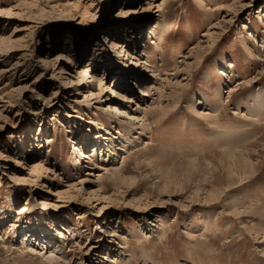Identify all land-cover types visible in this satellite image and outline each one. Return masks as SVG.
<instances>
[{"label":"rangeland","instance_id":"rangeland-1","mask_svg":"<svg viewBox=\"0 0 264 264\" xmlns=\"http://www.w3.org/2000/svg\"><path fill=\"white\" fill-rule=\"evenodd\" d=\"M263 91L264 0H0V264H264Z\"/></svg>","mask_w":264,"mask_h":264},{"label":"bare ground","instance_id":"bare-ground-1","mask_svg":"<svg viewBox=\"0 0 264 264\" xmlns=\"http://www.w3.org/2000/svg\"><path fill=\"white\" fill-rule=\"evenodd\" d=\"M159 8V6H155V9H158ZM154 12H158V10H156V11H154ZM163 24V20L162 21H160L159 23H157V24H155V25H152V26H150L149 27V29L151 30V31H149V35L150 36H152V37H154V35H155V31H156V29L158 28L159 30H160V32H159V36L160 37H162L163 36V31H162V27H161V25ZM160 25V26H159ZM153 26H154V28H153ZM152 28V29H151ZM138 37H140V36H138ZM141 38V37H140ZM154 40V39H153ZM135 42V41H134ZM112 46H115V48H116V50H119V49H121L122 51L126 48V47H124V46H122L121 44H115V43H112L111 44ZM135 46H137V43H136V45L134 44V48H135ZM121 51V52H122ZM231 66V65H230ZM113 71V70H112ZM100 81H98V83H99ZM144 91V90H143ZM141 92V91H140ZM145 92V91H144ZM149 91H147L146 90V92L145 93H148ZM264 92V91H263ZM92 94H91V96H90V99H95L96 98V96L95 95H97L95 92H91ZM149 94V93H148ZM263 94V93H262ZM261 94V95H262ZM111 95H121V94H118L117 92H115V90L114 89H111ZM258 95V94H257ZM256 95V96H257ZM162 96V95H161ZM260 96V95H259ZM263 96V95H262ZM261 99H262V97H260ZM158 99H159V97H158ZM259 99V98H258ZM259 100V102L260 101H262V100ZM97 100H98V98H97ZM122 100H124V101H129V102H131L132 101V97H125V96H122ZM96 101V100H95ZM118 103H120V102H118ZM264 106V105H263ZM161 107V106H160ZM159 107V108H160ZM140 109H141V107H140ZM160 110H161V112H163L162 110V108H160ZM191 111V110H190ZM254 111V110H253ZM257 111V110H256ZM150 112V111H149ZM148 111H147V108H142L141 109V111H140V113H139V115H137L138 117H134L135 115H133V116H130L128 119L129 120H138V121H140V122H142V125H141V131L143 132V133H147L148 134V132H149V128H148V126L146 127V121H148V116L151 114V113H149ZM197 113H198V115L201 113H199L198 111H196ZM260 112V111H259ZM264 112V111H263ZM117 113H124L125 114V111H122L121 110V108L120 107H116V114ZM200 115H202V114H200ZM204 115H205V113H204ZM203 116V115H202ZM214 117V116H213ZM206 118H210L209 116H205V119ZM215 119V118H214ZM207 121V120H206ZM131 138V137H130ZM130 140V139H129ZM88 140L85 142V145H88ZM126 143V142H125ZM91 144H93V142L91 143ZM128 144H130V143H128ZM97 145V144H96ZM131 145H133V144H131ZM127 146V145H126ZM134 146V145H133ZM97 146H95V144H93V147H91L92 148V150L97 154V151H100V150H102V149H100L99 150V148H96ZM83 148H85V147H83ZM85 149H87V148H85ZM92 150H90V151H92ZM81 154H80V158L82 157V158H85V159H87L88 160V162H91L92 161V158L91 157H89V155L88 156H86L85 155V150L83 151L81 148H80V151H79ZM95 153H94V155H95ZM105 153V152H104ZM98 155V154H97ZM102 155V154H101ZM96 157V156H95ZM94 157V158H95ZM97 160V159H96ZM77 164L78 165H80V162H79V160H78V162H77ZM243 166H246V167H248L249 165H247V164H242ZM79 168H80V166H79ZM78 168V169H79ZM101 169V168H100ZM103 169V168H102ZM95 176H96V178H97V181H102L103 179H104V176H102L101 174H95ZM229 182L230 183H228L226 186H216V187H214L211 191H210V194H209V196H208V198H207V200H206V202L204 203V204H207V205H210V204H212V203H217V202H221L225 197H226V195H227V193L229 192V190L231 189V186L233 185V183H231V182H233L232 180H229ZM80 184H81V182H80ZM71 186H72V184H71ZM226 206L228 207V209H230V212L232 213V215L233 216H237V217H239L240 219L242 218V217H246V216H248V215H259V217L261 216V217H264V211H261L260 213L259 212H257V210L256 209H254V208H247L246 210H239V207H237L235 204H233L232 202H227V204H226ZM24 211H26V209L24 208L21 212H24ZM246 227V230H248V232L250 233V234H254L255 235V239H257L258 237H259V233L261 234V231L263 230H259L260 228L259 227H257V226H255V225H252V226H250V227H247V226H245ZM34 231V230H33ZM25 234H26V236L28 235L26 232H24ZM39 232H37V231H35V235H37ZM61 235V234H60ZM63 235V234H62ZM39 236V235H38ZM30 237V236H29ZM34 238V235H33V237H32V239ZM31 239V238H30ZM37 240V238H34V241H36ZM120 240L121 241H123L124 240V238H120ZM257 241H258V239H257ZM42 245H44V243H42L41 244V246Z\"/></svg>","mask_w":264,"mask_h":264}]
</instances>
